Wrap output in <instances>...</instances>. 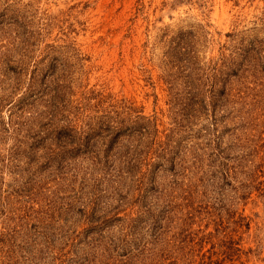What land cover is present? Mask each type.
<instances>
[{
  "label": "rangeland",
  "instance_id": "obj_1",
  "mask_svg": "<svg viewBox=\"0 0 264 264\" xmlns=\"http://www.w3.org/2000/svg\"><path fill=\"white\" fill-rule=\"evenodd\" d=\"M0 264H264V0H0Z\"/></svg>",
  "mask_w": 264,
  "mask_h": 264
}]
</instances>
